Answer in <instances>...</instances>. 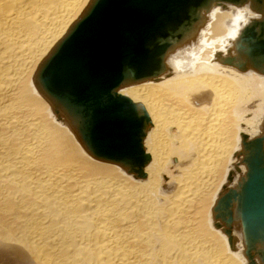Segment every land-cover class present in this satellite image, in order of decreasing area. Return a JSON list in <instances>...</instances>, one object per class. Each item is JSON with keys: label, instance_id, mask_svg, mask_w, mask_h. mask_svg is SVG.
I'll return each mask as SVG.
<instances>
[{"label": "bare ground", "instance_id": "bare-ground-1", "mask_svg": "<svg viewBox=\"0 0 264 264\" xmlns=\"http://www.w3.org/2000/svg\"><path fill=\"white\" fill-rule=\"evenodd\" d=\"M95 1L0 0V264H264V0H192L91 127L56 87L102 72H45Z\"/></svg>", "mask_w": 264, "mask_h": 264}, {"label": "water", "instance_id": "water-1", "mask_svg": "<svg viewBox=\"0 0 264 264\" xmlns=\"http://www.w3.org/2000/svg\"><path fill=\"white\" fill-rule=\"evenodd\" d=\"M192 0H96L83 24L66 41V52L61 47L48 62L46 75L65 74L67 68L83 72H102L98 83L82 90L88 84L65 75L72 87L60 91L61 98L72 105L82 117L88 115L91 127L100 114L93 105L106 104L114 97V88L123 80L124 73L145 74L158 66L159 38L168 33L188 14ZM74 66V67H73ZM68 73V72H67ZM51 82H50V84ZM76 90V91H75ZM80 95L73 96L72 92ZM72 94H71V93ZM84 92V93H81ZM260 146V145H259ZM257 147L243 187L242 219L249 232L264 235V159Z\"/></svg>", "mask_w": 264, "mask_h": 264}, {"label": "rangeland", "instance_id": "rangeland-1", "mask_svg": "<svg viewBox=\"0 0 264 264\" xmlns=\"http://www.w3.org/2000/svg\"><path fill=\"white\" fill-rule=\"evenodd\" d=\"M50 82H51V84L53 85V86H55V80H54V76L52 75V77L50 78ZM56 87V86H55ZM58 90H60V91H67V89H62L61 87H56ZM236 234H237V231H236Z\"/></svg>", "mask_w": 264, "mask_h": 264}]
</instances>
